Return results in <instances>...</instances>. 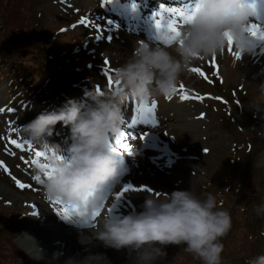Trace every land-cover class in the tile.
<instances>
[{
  "label": "rangeland",
  "instance_id": "1",
  "mask_svg": "<svg viewBox=\"0 0 264 264\" xmlns=\"http://www.w3.org/2000/svg\"><path fill=\"white\" fill-rule=\"evenodd\" d=\"M102 1L115 6L102 10L105 17L94 11V4L90 8L83 7L86 2L92 3L93 0H33L31 7L42 23L41 39L48 47L51 58L56 61L60 71L70 67L76 69L74 74H67L68 82L59 77L48 85L49 92L53 94L52 103L47 108H41L42 112L37 105L26 100L20 101L21 96L17 95L14 84H11L10 79H13V76L0 72V205H3L2 209L5 211L13 212V219L20 218L19 230L17 237H14L13 245L20 250L23 239L32 235L27 228V222L33 209L38 214L46 213L50 219L56 214L62 221H66L63 216L65 207L69 206L68 212L72 213L74 209L82 206L86 199L73 203L69 200L65 201V207L55 211L49 204L48 195L51 193L46 183L59 190L57 195L64 198L63 192L60 191L66 187L63 177L70 170L82 172L78 164L79 160L83 161L85 155L93 153L95 146L99 144L111 145L119 136L123 135L121 137L124 138L133 134V139L127 141L125 149L119 147L115 153L121 161L128 163L131 173L132 170L136 171L138 166L150 162L139 149L141 136L146 135V140L156 141L159 146H167L173 150V156H182L177 166L184 165L188 168V170L183 169V174L189 177L194 193L187 196L180 192L169 191L172 185L163 183L160 188H165V197L169 192L174 194L173 197L164 200L161 205L157 201L148 206L139 203L137 207L129 210L125 229L119 232L128 234L132 240L126 241L120 247L109 245V240L90 231L83 232L87 230L84 227L73 226L71 229L66 227L67 232H72L68 240L70 257L77 256L79 258L77 264H87L94 260H101V264H121V262L168 264L169 256L165 254L160 239L161 232L167 236L170 228L179 230L183 224L191 223L193 217L199 215L198 211L205 206L206 201H211L210 207L215 205L220 196L219 193L216 194L218 186L221 188L226 185L233 186L231 183L228 184L229 180H233L236 187H234L233 200H236L239 206L249 202L248 206L251 209L248 210L249 215H254V223L255 225L258 223L257 228L260 232L257 234V241L255 239L245 243L243 233L235 224V219L239 217L235 212L238 209L232 204L227 213L228 221L224 225L222 240L215 247L219 251L212 254L210 249L204 248L197 253L195 259L191 257L186 262L187 264H250L249 260L254 257L253 264H264V108L255 105L250 92L251 82L259 75V71L254 67L257 68L259 61L264 62V52L258 58L247 56L240 59L241 57L237 58L234 55L235 60H240L239 63L242 61L245 65L252 63V66H244L245 68L232 73L228 68L234 64V61L226 49L228 45L221 41L222 36L229 35V31L238 27L245 35L237 37L239 44L250 43L248 41L250 31L257 27L264 28V20L256 19L253 14L264 10V0H246L245 5L244 3L240 5V9H245L239 12L241 15H236L235 9L230 11L229 8L222 6L241 0H202L199 5H197L198 1L192 6L188 5L186 13L188 17H191L194 9L203 8L207 12V17H211V19L207 17L193 19L196 24L189 27L195 31L202 29L207 41L197 33L189 34L187 43L193 47L192 51H184L181 48H178L180 51L177 52L174 50L173 52H176L173 54L174 65L165 71L161 70L160 65H156L155 77L148 75L145 67L148 66L150 57L157 51L149 46H143L145 48L137 46L133 41H128L119 30L131 33L128 30L136 26L142 30L151 27L150 24L153 23L154 26L148 31L151 33L149 35L162 36L168 45L164 43L156 45L166 50L178 43L177 20L165 19L162 11L154 7L158 14L151 17L152 7L140 2L133 4V9L140 13L149 9L143 15L144 21L139 20L134 23L129 20L125 27H122L118 18H115L117 23L109 18L118 12L117 7L122 11L118 13L119 17L131 18L132 12H125L124 6L126 3L131 5L134 0ZM176 10L179 11L176 8L170 11L178 14ZM10 11L14 13L15 8L11 7ZM222 13L227 15L219 19ZM261 14V19H264V11ZM57 26L60 28L57 29ZM20 27L22 28V25ZM169 27L172 32L166 31ZM60 34H67L70 41L67 48L60 46L61 40L58 37ZM209 37L214 38L216 46L208 41ZM17 42L14 41L13 45L16 46ZM246 49L248 47L244 46L243 50ZM183 52L182 59L180 55ZM158 54L163 57L161 53ZM158 54L156 56L159 58ZM149 65L152 69L151 63ZM45 66V64H32L27 66V69L33 77L38 69H44ZM86 70L94 77H86ZM157 78L159 81L156 80ZM139 79L146 87L136 91V82ZM105 93H111L112 96L106 102L101 101L96 107H91V101L97 95ZM138 101L145 103L149 118L152 117L160 124L138 126L140 128H136L131 134L126 121L135 118L134 108ZM161 104L171 111L189 110L193 114L190 118L195 117L200 121L198 136L176 138L178 132L170 128L177 126L184 128V126L174 119L161 118L158 115ZM109 108L116 121L111 131L102 127L104 124L106 126L109 124V121L102 118L103 111ZM92 109H99V115L89 117ZM48 120L51 128L48 127ZM167 124L170 127H167ZM97 130L105 133L107 142L97 141ZM150 134L155 136H149ZM238 138L241 148H246L249 143L252 144L249 157L244 160L247 163L241 167L236 165V168L244 173V179L228 175L226 168L231 167L230 163L225 167L228 163L225 159L234 156L231 153ZM68 165H70L69 169ZM154 166L161 173L167 172L160 164L154 163ZM249 166L252 167L250 170ZM117 167L118 163L115 164V169ZM188 171H192L191 176ZM116 173L112 170L110 173L101 174L100 177L89 179L96 180L99 177L103 188L106 189L110 185V194L114 195L118 193L123 183H127L130 189V176L127 171L117 175L115 178L117 181L112 182V177ZM27 176L32 177V186L24 185L23 179ZM250 177L256 179L251 182ZM86 179L88 178H75L76 186L68 191L76 193V189H79L77 187L82 186ZM238 182L239 186L236 184ZM98 191L102 192V190ZM135 192L139 194V199L143 200L144 193L140 185ZM226 194L229 195L228 191ZM98 199L99 194L96 193L94 198L86 199V202L90 204L97 202ZM153 200L158 198L155 196ZM111 207L113 204L105 206L107 209ZM233 208L237 210L233 211ZM258 213L261 214L259 219ZM93 215L94 213L90 212L83 219L90 220ZM72 216L75 217L74 214ZM108 222L105 224L109 227L114 223ZM204 222L210 230L218 226L213 215L204 219ZM89 227L93 226L89 225ZM101 232L108 237L117 234L115 231L111 233L110 228ZM252 237L256 236L252 235ZM130 242H133L132 249L128 246ZM186 243L189 244V240ZM190 246L189 244V250H191ZM141 248L150 254L146 257L148 260L146 262L135 259L136 253L145 252ZM4 251L1 248L0 255ZM98 255L100 257L93 259ZM25 259L32 264L29 257L26 256ZM46 264L59 263L49 259Z\"/></svg>",
  "mask_w": 264,
  "mask_h": 264
},
{
  "label": "bare ground",
  "instance_id": "2",
  "mask_svg": "<svg viewBox=\"0 0 264 264\" xmlns=\"http://www.w3.org/2000/svg\"><path fill=\"white\" fill-rule=\"evenodd\" d=\"M195 1H198L197 5L202 2V0H134L131 5L128 3H126L125 6L123 5L126 9L125 12H132L131 18L129 16H123L122 18L119 17L118 13L122 11H120L117 7L118 12H116V14H112L109 19L112 22L117 23V20L115 18H118V22L122 25V27H125L126 23L129 22V20L133 21L134 23L138 22L139 20L144 21L143 15L146 14L149 9L143 11L142 13L133 9V4H138L142 2L146 3L148 7H152L151 17L155 14H158V12L154 10V8H158L162 11L163 17L165 19L177 20L176 25L178 27V43L173 48H169L166 50L156 45L160 43L168 45V43L165 42V39L162 36L152 37V35H149L151 33L148 31H150L154 26L153 23L150 24L151 27L148 26L147 29L143 28L142 30H140L136 26L133 29L128 30L131 33H127L118 29L119 32L122 33L128 41H133L137 46H140L142 48H145L143 46H149L154 51H157V53L155 52L154 55L150 57V60L148 61V66L145 67V72H147L148 75H153L155 77L156 72L154 70V67L156 65H160L161 70L163 71L169 69L172 65H174L173 54L177 51H180V49L178 48H181L184 51H192L193 47L187 43V36L189 34L197 33L203 36L207 41L206 35L202 29H198L196 31L189 29L191 25L196 24L193 19L196 20L200 18H206L204 14L206 12L205 8H203L202 10L194 9L191 13V17H188L186 15L187 6H192ZM244 2H246V0H241L240 2L233 3L231 5L222 4V6L231 10L235 9L238 5H241ZM92 4L95 5L94 11L98 14H101L102 17H105L103 15L102 10L115 7L113 4L104 2L102 0H93L92 3L86 2L85 6L83 7L85 9L90 8ZM200 6L202 5L200 4ZM174 8L179 10L177 11L178 14L172 13L170 11ZM257 19L261 20L259 13H257ZM146 21H149V19H146ZM59 28L60 26H57V29ZM104 32L107 31L104 30ZM250 33L248 38V41L250 43H245L243 45L239 44L237 37L245 35L244 33H241V30L238 29V27H235L233 30L229 31V35L222 36L223 40L221 41L225 43V45H228L226 49L228 50L232 60L234 61V64L230 68H228V70L232 73L243 69L244 66H252V63L246 65L242 63L243 61L239 63L238 61L240 60H235L234 55H236L237 58L241 57L240 59H242L243 57L246 58L247 56L251 58H258L259 55L264 52V28L257 27L255 29H252ZM171 34L173 35V33ZM58 37H60L61 40L60 46L67 48L70 44L67 34H60ZM213 40V37H209L208 41L212 45L216 46L217 44ZM244 46L248 47V49H246L245 51L243 50ZM260 46L262 47L259 48ZM174 50L176 52H173ZM158 53H161L165 59ZM157 54L159 58L156 56ZM183 55L184 52L180 55V58H182ZM150 63L152 65V69L149 65ZM254 69L259 71V75L251 82V96L257 107L264 108V62L259 61L257 68L254 67ZM158 79L159 78H157L156 80L159 81ZM144 87H146L145 84L139 79L138 82H136V91ZM111 96V93L97 95L94 100L91 101L90 105L91 107H96L97 105H99V102H106ZM141 104L142 103L138 101L136 107L137 109L138 107H140L141 109L140 111L135 112L134 119L126 121L127 127L159 125L160 123L158 121L149 118V112L146 110V106L141 107ZM90 112L91 113L89 117H96L99 115V109H92L90 110ZM102 114V118H104V120L106 121H109L108 126L104 124L102 127L108 129V131H111L113 125H115L116 122L113 112L109 108L107 110H104ZM158 115H160L161 118L164 117L169 120L174 119L184 126V128H180L178 126L170 128L172 131L178 132V137L176 138L181 139V137H184L183 139H186L198 136V128L201 127L200 121L195 119V117L190 118V116H193V114H191L189 110L178 109L171 111L170 109H168V107H165L161 104L159 105ZM109 117H111L110 120ZM167 127H170V125L167 124ZM131 129V131L133 132V128ZM96 132L98 133L97 141L99 143L107 142L104 132L100 133L99 130H97ZM121 136L116 138V142L111 145L99 144L95 146L93 153L86 154L83 161L79 160L78 164L81 166L82 172L70 170L69 173L63 177V181L66 183V187L60 191L63 192L64 198H61L57 195V191L59 190H56V188L51 186L49 183H46V187L50 189L49 191L51 193L50 195H48L49 204L55 211H59L62 207H65V201L69 200L71 203H73L84 198L92 199L97 192V185L99 182L91 181L89 179L83 181L82 186L77 187L79 189H76V193H74L75 191H68L76 186V184L74 183L75 178H88L94 174H97L98 167L107 168L106 170H102L100 174H103L105 172L109 173L112 170H115V164L117 163L118 173L115 176L116 178L117 175L124 174L127 171V174H129L130 176V189L127 186V183H123L120 185L118 193L114 195L112 193L110 194L111 187H108L102 191V193L100 194V199L97 202L90 203L89 205H85L84 207L80 206V208L74 209L72 213L70 211L68 212L69 206L65 207V210L67 211V218L66 221H62L66 226L70 228H72L73 226L84 227L87 230H84L83 232L88 233L90 231V233L94 235L102 236L105 239L109 240V245L113 244L117 247H120L126 241L132 240L128 234H121L119 232L125 229V223L128 220L127 215L129 214V210L137 207L139 203L148 206L157 201L161 205L164 200H169V198L173 197L174 194L172 192H169L168 195L165 197V188H160V186H163V183H166V185H172V188H170L169 191L180 192L186 194L187 196L194 193V189L193 186L190 184L189 177L183 174V169L188 170V168L184 165L182 167L177 166L178 163L181 162L182 156H173V150H171L167 146H159V143L156 141L146 140V135L141 137L142 140L139 149L140 153L146 155L150 162L146 163L145 165L138 166L137 170H132L131 173V169H128V163L126 161H121V159L118 158L115 153H117V148L119 147L125 149L127 141L132 140L134 136L133 134L130 135V137L126 136L123 138ZM152 136L155 135L152 134ZM172 138H174V136H172ZM36 151L37 149H35V152ZM154 163L160 164L161 168H166L165 170H167V172L165 174L161 173L159 169L154 166ZM69 168L70 165H68V169ZM192 171H188V173H190V176ZM50 174L52 173L50 172ZM54 175L55 174H53V176ZM115 177L113 178V182L117 181ZM37 180H39L38 177ZM23 183L26 187L32 186V177H24ZM138 185L142 187V191L144 193L143 200H140L139 194H136L135 192V189ZM11 189L15 191V189ZM155 196L158 198V200H153V198L155 199ZM86 199L84 200V202H86ZM108 204H113V207H111L110 209L105 208V206ZM88 212H93L94 217L91 220L83 219V216ZM73 214L75 215V217L69 218V216ZM108 221H113L114 223L110 227L106 226L105 223ZM58 222H61V219L56 214L53 216L52 219H50V217L46 213L38 214L35 209L32 210L27 222V228L30 230L32 235L30 237L26 236L23 239V244L20 247V251L24 255L29 257L33 263L46 264L49 259H52L53 261L58 262L59 264H77L78 261H74V259L70 257V242L68 240L70 239V234H72V232L59 230L56 226ZM89 225H92L93 227L90 228ZM107 228L111 229V233L112 231H115L117 232V234L114 236L112 234V236H109V238L103 232H101V230ZM134 245L136 244L134 243ZM128 246H131L132 249L133 242H130ZM149 255L150 254L146 251L139 252L135 254V259H137L138 261L146 262L148 261L146 257Z\"/></svg>",
  "mask_w": 264,
  "mask_h": 264
},
{
  "label": "trees",
  "instance_id": "3",
  "mask_svg": "<svg viewBox=\"0 0 264 264\" xmlns=\"http://www.w3.org/2000/svg\"><path fill=\"white\" fill-rule=\"evenodd\" d=\"M32 2L33 0H0V72H3L4 75L13 76V79H10L11 84H14V89L22 92L27 100L39 105V107H45L49 106L52 101L48 85L59 77L68 82L69 75L67 74H74L76 69L70 67L60 71L56 61L51 58L48 47L41 39L42 23L37 16L38 14L32 10ZM11 7L15 8L14 13L10 11ZM15 27L18 31L13 30ZM14 39L18 41L16 46L13 45V42L16 41ZM32 64H45L46 66L44 69H38L32 77V73L27 69V66ZM85 75L94 76L88 71ZM239 139L235 145V151L232 153L233 158L228 156L229 159H225V162H228L225 167L231 164L229 169L226 168L229 172L228 175L244 179V173L238 170L236 165L241 167L247 163L244 160L249 157L251 149L241 148ZM250 168L252 167L249 166V170ZM255 179L250 177L251 182ZM229 183L233 186L226 185L222 188L218 186L216 194L219 193L220 196L217 203L213 204L214 206L210 207L211 201H206L205 206L199 209V215H195L191 223L183 224L179 230L170 228L167 231V236L163 234L170 264H187V259L191 257L195 259L197 253L204 248L210 249L212 254L215 251L218 252L219 249L215 247L222 240L224 225L228 221L227 213L232 204H235L234 207L238 209L235 211L239 216L235 219V224L243 233L245 243L255 239L257 241V234L260 232L257 228L258 223L256 225L254 223V215H249L248 210H251L248 206L249 202L244 206H239L237 201L233 200L234 181L229 180ZM236 184L239 186V182ZM227 191L229 195L226 194ZM2 207L0 205V249L3 248L5 251L0 255V264H30L13 245V239L17 237V230L20 226V218L13 219V212L5 211ZM237 209L233 208V211ZM211 215L215 217L216 223H218V226L213 230H210L204 222V219L206 220ZM258 215L259 219L261 214L258 213ZM252 235L256 237H252ZM187 240H189L191 250H189V244L186 243ZM236 253L239 252L236 251ZM254 261V257L249 260L250 264H253Z\"/></svg>",
  "mask_w": 264,
  "mask_h": 264
}]
</instances>
